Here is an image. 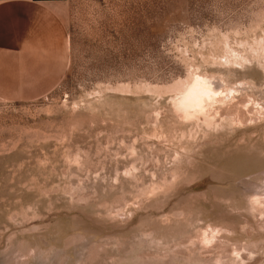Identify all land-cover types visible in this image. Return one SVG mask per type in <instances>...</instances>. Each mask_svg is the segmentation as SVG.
<instances>
[{
  "label": "rangeland",
  "instance_id": "1",
  "mask_svg": "<svg viewBox=\"0 0 264 264\" xmlns=\"http://www.w3.org/2000/svg\"><path fill=\"white\" fill-rule=\"evenodd\" d=\"M64 18L58 83L0 97V264H264V0Z\"/></svg>",
  "mask_w": 264,
  "mask_h": 264
},
{
  "label": "crops",
  "instance_id": "2",
  "mask_svg": "<svg viewBox=\"0 0 264 264\" xmlns=\"http://www.w3.org/2000/svg\"><path fill=\"white\" fill-rule=\"evenodd\" d=\"M67 0H0V97L49 92L70 59Z\"/></svg>",
  "mask_w": 264,
  "mask_h": 264
},
{
  "label": "bare ground",
  "instance_id": "3",
  "mask_svg": "<svg viewBox=\"0 0 264 264\" xmlns=\"http://www.w3.org/2000/svg\"><path fill=\"white\" fill-rule=\"evenodd\" d=\"M214 87L211 85V82L201 81V83L193 87L185 97L184 105L191 106L192 108L201 107L206 99H211L216 94Z\"/></svg>",
  "mask_w": 264,
  "mask_h": 264
}]
</instances>
